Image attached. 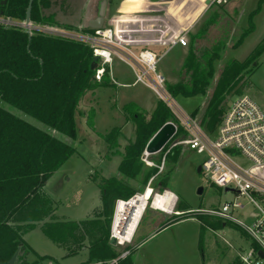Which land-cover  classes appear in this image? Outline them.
<instances>
[{"label":"trees","instance_id":"16d2710c","mask_svg":"<svg viewBox=\"0 0 264 264\" xmlns=\"http://www.w3.org/2000/svg\"><path fill=\"white\" fill-rule=\"evenodd\" d=\"M29 1L0 0V18L13 22L11 26L0 24V264H9L18 249L20 255L16 264H41L48 259L37 256L25 242L24 235L53 213V203L43 192V187L77 153L71 142L77 138L76 114L82 100L99 88L111 85L108 72L102 82L96 80V70L91 69L95 56L90 46L50 37L34 29H31V35L27 32L23 24ZM56 1L34 0L31 23L79 31L75 28L77 23L84 26L82 32L92 31L84 23L83 14L79 21L67 25L68 10L64 5L58 6ZM263 4L264 0H261L250 14V27L235 42L233 49L241 46L255 30L253 19L261 12ZM216 16L217 13L213 14L204 29L191 37L192 46L183 64L180 82L168 84L175 98L208 95L205 110L202 113L195 110L191 115L212 137L216 136L230 100L250 88L255 71L253 64L264 54L263 40L247 60L230 61L216 77L214 63L222 56L214 52L207 58L200 49L205 47L202 41L208 39V27L215 25ZM123 114L136 126L137 140L126 148L120 173L124 178L140 180L144 191L157 173L141 161L147 144L166 123L177 126L174 139L183 129L169 108L160 102L151 115L135 103L124 106ZM95 115V110L91 109L87 120L93 131ZM118 132L114 129L104 138L110 148L119 147L117 137H112ZM180 149L175 151L174 161L182 159ZM143 168L145 171L140 173L139 169ZM118 184L121 185L119 181L106 180L103 185L104 208L111 216L117 201H128L136 194H121ZM160 188L161 192L167 190L165 184ZM155 192L156 186L153 194ZM70 226L50 222L43 230L52 241L62 245L66 243L65 235L66 239L70 237L67 233ZM109 242L107 237L93 244L90 259H117L119 256ZM203 243L201 235V249Z\"/></svg>","mask_w":264,"mask_h":264},{"label":"rangeland","instance_id":"374dc122","mask_svg":"<svg viewBox=\"0 0 264 264\" xmlns=\"http://www.w3.org/2000/svg\"><path fill=\"white\" fill-rule=\"evenodd\" d=\"M123 1L124 0H57L56 2L58 6L61 7V5H64L68 10L66 17L64 15L66 21H79V18L82 17L81 15L83 14L84 23L88 25L91 20L99 17L101 8L104 4L106 5V20H110V18L120 13L127 14L133 11L137 13L136 16L138 17L142 16L144 18L147 16H154L162 18L167 16L166 10H168V12L169 10L173 11L172 3L175 0H173L169 6L154 3L155 5L152 4L149 7L145 6L147 8L141 7L144 0ZM181 1L182 0H178L177 3L175 2L177 6H181L179 10H182L184 7L183 4L180 3ZM259 2H261V0H233L229 6L230 9L226 7L217 8L214 6L202 23L198 25L195 34H198L204 29L205 23L213 14H218L215 18V25L208 27V39L202 41L205 47L200 48L204 51L207 58L214 52L222 56L220 60L214 63L216 77H218L223 67L230 61L236 60L244 62L247 60L261 42H263L264 4L262 5L261 12L253 19L255 30L244 40L241 46L236 49L232 48L242 33L250 27V14L257 9ZM167 6L169 9H167ZM83 7H86L87 11L84 12ZM161 8L165 10H161ZM228 18H231L230 20L236 22L239 26L237 27L233 23L227 24V22H229L227 20ZM83 27L82 24L75 23V28L79 31H81ZM191 46V42L189 41L187 47L173 50L160 63V70L164 73L169 85L180 82L182 78V67ZM154 51L158 54H162L165 49H156ZM253 65L255 66V71L250 79V88L242 95H250L264 110V54ZM131 72L132 71L127 65L116 60L113 64V75L120 86L116 85V87L99 88L96 93L88 94L82 100L78 113L76 114L77 138L75 141L71 142L76 148L77 153L65 163L63 169L59 173L60 176L65 174L63 181H53V183L48 184L47 192H52L53 197L60 196V199L66 201L73 195L79 193V195H83L79 196V198H85L86 195H89V184L85 181L90 170H92L93 175L95 174L94 171H100L98 166L102 167L105 172L107 168L106 173L116 170V160L103 162V164L101 162V157L106 155L108 149V144L104 138L112 133L114 129H118L119 132L118 134L113 133L112 137H117V143L122 149L136 142V126L132 121H128L125 118L123 107L134 100L139 103L138 105L141 107L154 110L159 102L154 93L142 84L132 86L135 78ZM124 85L131 86L125 87ZM211 91L212 87L209 88L208 93L210 94ZM238 96L240 95L234 96L230 100V103ZM207 100L208 95L188 99L176 98V102L180 109L189 115L195 110L202 113L206 108ZM91 109H94L96 112L95 131H93L87 123L88 114ZM174 116L177 124L180 125L179 119L175 114ZM182 129L183 130L178 133L177 137L175 139L173 138L168 143L165 151L163 150L156 155L150 156H146L144 152L141 160L144 166L149 169L157 170V173L150 179L144 191H142V186H140L139 191L132 197L134 198L145 193L149 188L151 189V196L164 195L167 192L170 193V190L176 192L179 197L176 198L175 206L172 212L169 213L171 215L166 216L165 221L161 222L168 224L172 221H182L180 226L175 230V233L180 232L178 249L176 253H172L173 257L169 256L167 258L158 256L153 253V247L164 237H154L144 249L135 253L132 258L135 264H239V253L249 249L251 240L248 236L242 229L235 225L229 224L224 228L223 224L221 226V223L217 219L196 213V211L200 210L217 209L224 202L234 200L237 194L232 191L226 192L225 189H220L210 184L202 173H198L197 169L203 163L205 157L190 151L188 146L184 144V142L190 138V135L183 127ZM117 148H114V150ZM178 148H181L180 150L183 154L179 162L173 160V156L176 154L175 151ZM237 156L240 164L249 166V163L240 154H237ZM139 170L140 173L145 171L144 168ZM93 175H91V177H93ZM153 180L155 181L153 182ZM161 184L167 186V190L164 192L160 191ZM121 186L126 189L128 193H134L138 190V187L135 184L133 185V183L130 186L128 185V187L124 185ZM155 186L157 192L153 194ZM200 188L204 189L202 195L198 194ZM90 199L92 200V198ZM152 203L151 201V204H149L147 208L144 222L138 232L136 240L145 233L144 224L148 221L151 212L154 211ZM244 204L245 209L235 212L234 216L240 221L247 223L250 222L249 216L251 213L255 212L256 208L249 204L247 200H244ZM116 205L117 202L115 204L113 216L105 211L104 204L100 210V215L102 214L101 217L104 219V223L101 224L102 230L99 232L101 240L107 237L110 241L113 240L111 236L113 220L117 208ZM178 206L181 207L180 210ZM71 207H73V205H71ZM173 211L176 212V214H174ZM159 213L162 212L160 211ZM198 220L200 222L203 220V222L208 223V225L205 226L206 232L204 233L203 249L199 247L198 243L200 224L202 225L203 222L199 224L197 222ZM89 234L91 237L89 243L93 246V244L98 242L96 238L97 235L94 236L93 233ZM136 240L134 243L133 241L130 242V245L120 246L117 243L116 246L118 248L115 251L119 257L105 263L120 264L124 261L120 256H125V260L128 259L131 261V254L132 251H134Z\"/></svg>","mask_w":264,"mask_h":264},{"label":"built area","instance_id":"2783aa9c","mask_svg":"<svg viewBox=\"0 0 264 264\" xmlns=\"http://www.w3.org/2000/svg\"><path fill=\"white\" fill-rule=\"evenodd\" d=\"M232 1L202 0V5L210 9L214 6L230 5ZM172 2L170 0L159 4L166 6ZM124 14L115 15L110 20L105 19L101 29L91 32L33 24L31 29L50 37L78 41L90 46L94 56L98 57L95 75L98 82H102L108 72L111 81L120 85L113 77V64L116 60L131 69L135 78L133 85L142 84L152 91L158 102L167 106L189 133L190 138L184 144L190 151L205 157L201 164L204 178L220 189L237 194L234 200L224 202L217 209L200 210L196 213L215 217L228 225H235L248 236L251 240L249 249L239 253V264H264V257L260 255L261 252L264 255V110L250 95L238 96L230 103L216 136L207 134L192 115L180 109L176 98L168 89L167 78L160 70V63L168 53L176 47L188 46L189 29L180 30L172 27L166 19L167 16L143 18L136 16L135 11ZM166 14L168 15V12ZM147 23L158 24L161 28L155 45L165 49L162 54L149 49H136L137 47L132 44L135 41L131 39V33L138 30H131L129 25L142 26ZM0 24L13 25L10 20L1 18ZM237 154H240L249 166L240 164ZM244 200L256 208L255 212L250 214V222L247 223L234 216L235 212L245 209ZM131 201L132 199L117 201L111 237L116 239L118 244L121 243L115 237L117 209L120 203H126L128 206ZM126 221L128 217L123 220Z\"/></svg>","mask_w":264,"mask_h":264},{"label":"crops","instance_id":"0c3cea01","mask_svg":"<svg viewBox=\"0 0 264 264\" xmlns=\"http://www.w3.org/2000/svg\"><path fill=\"white\" fill-rule=\"evenodd\" d=\"M125 1L126 0H124L123 2ZM166 1H170V0H144L141 7H145V6L149 7L152 4L154 5V3L156 4V3L166 2ZM177 1L178 0H175L172 3L173 11L169 10L168 12L167 10L168 15L166 19L168 20V23L172 25V27H176L180 30L189 29V33L187 37H188V40L190 41L191 37L196 35L195 31L198 25L202 23V21L206 18V15L212 10L213 7L210 9H206L205 6L202 5V0H182L180 3L183 4L184 7L182 10H179L181 6H177L176 4ZM168 6H167V9H169ZM229 6L230 5H227L224 7L230 9ZM217 8H220V7H217ZM230 19L231 18L227 19L229 21L227 22V24L233 23L237 27L239 26L236 22H233ZM129 26L131 30H138L137 32L131 33L132 35L131 39L135 41V42H132V44L135 46V48L137 47L136 49H141V50L142 49H149V50L162 49L158 45H155L156 38H158L159 36L158 33L161 29L158 26V24L147 23V24H143L142 26L140 24H136V25L133 24ZM156 28H159V29L155 30ZM178 48H184V47L179 46V47L174 48L173 50L178 49ZM131 73L134 76V73L133 72ZM110 82H111V85L109 87H116V84H114L111 81V79H110ZM133 84L132 86H137ZM124 86L130 87L131 85H124ZM109 87H105V88H109ZM130 103H135L137 105L139 104L135 102L134 100H132V102ZM143 109L146 110L151 115L155 111L156 108H154V110H149L145 108ZM128 146H125L123 149L119 146V148L115 150L113 148H110L109 145L107 146L108 149H107L106 155H104V157L103 156L101 157V160H102L101 162L103 164V162H111L113 160H116L115 163H116L117 168L115 171L106 173L107 168L105 172L102 167L98 166L100 171H94L95 173L94 175L92 174L93 173L92 170H90L89 175L85 181L86 183L89 184V189H88L89 195L88 196L86 195L85 198H79V196H83V195H79L78 193V194L73 195L69 200L67 199L66 201H64L63 199H60V196L53 197L52 192H47L48 184L53 183V181L55 182L63 181V177L65 176V174L60 176L59 173L61 172L64 166L46 182L45 186L43 187V192L49 199H51L53 203V213L49 218H47L45 221L38 223L36 227L29 230L24 235L25 242L32 249V251L35 254H37V256L48 258V259H45L41 264H94L98 262H108L109 261V260L103 261L100 258L99 259L97 258L94 260L90 259V249L92 246L89 243L90 242L89 240L91 239L89 233H93L94 236L97 235L96 237L98 240L97 243L102 242L99 232H101L102 230L101 224L104 223L103 221L104 219H102L103 217H101L102 214L100 215L101 213L100 210L104 204L102 189H103L104 182L106 180H116L117 182L119 181L121 185H124L127 187L128 185L130 186L133 183V185L135 184L138 187L137 188L138 190H136V193L139 191V188L141 186L140 180L135 181L129 178H124L121 176V173H120V166L123 162L124 153ZM91 175H93V177H91ZM121 185L118 184V186L121 187L120 193L123 195L127 194L128 192ZM170 191H171L170 193L175 195L176 198L179 197L175 191L173 190H170ZM90 198H92V200ZM71 205H73V207H71ZM154 211L151 212V215L149 216L148 221L144 224L145 233L143 234V236H141L140 238L136 240L138 232L140 231L142 224L144 222L146 211L143 213L141 220L138 223V226L136 228V231L131 239V242L133 241V243L136 240L134 251H132V254H131L132 260L131 261L128 259L125 260L126 259L125 256L124 257L120 256V258H123L122 260H124L121 263L124 262L123 264H135L134 259L132 258L133 255L135 253H138L140 250L144 249V247H146V245H148V243L151 242V240L154 237H162V236L164 237L161 241H159L153 247L154 254L168 258L169 256L173 257V254L176 253V250L178 249V245L180 241L178 240L180 236V232L175 233V230L180 226L182 221L181 222L172 221L168 224L162 223L161 221H165V217L170 216L171 214L158 210L156 208H154ZM160 211L163 214L159 213ZM173 213L176 214V212L174 211ZM200 215L208 216L206 214H200ZM208 217H212V216H208ZM217 220L223 224L224 228L228 226V224L223 223L221 220L219 219ZM50 222H60V223L71 224L67 232L68 235H70V237L66 239L67 234L65 235L66 243L64 242V244L59 245L55 243L54 241H52L45 234L43 227L46 223H50ZM197 222L200 224L203 222V220H201V222L198 220ZM206 225H208V223L203 222L202 225L200 224L199 241H198L199 247H200L201 235H203V238H204V233L206 232V229H205ZM203 228L205 230H203ZM70 230H73V231L71 232ZM109 244L112 246L114 250H117L118 247L116 246V244L113 243L112 240L109 242ZM127 244L130 245V242H126L124 245H127ZM119 245L122 246L121 244ZM32 258L34 260L36 259V257H32Z\"/></svg>","mask_w":264,"mask_h":264},{"label":"bare ground","instance_id":"6f19581e","mask_svg":"<svg viewBox=\"0 0 264 264\" xmlns=\"http://www.w3.org/2000/svg\"><path fill=\"white\" fill-rule=\"evenodd\" d=\"M151 201L154 208L171 213L175 206L176 197L168 192L164 195L151 196V189H148L145 193L133 199L130 205L127 206L126 203H120L117 209L115 237L121 244L131 242L138 223ZM127 217L128 221L123 222L124 218Z\"/></svg>","mask_w":264,"mask_h":264},{"label":"water","instance_id":"95a60500","mask_svg":"<svg viewBox=\"0 0 264 264\" xmlns=\"http://www.w3.org/2000/svg\"><path fill=\"white\" fill-rule=\"evenodd\" d=\"M33 2L34 0L29 1V5L27 8V13H26V19L23 24V27L27 30V32L31 35V13H32V8H33ZM5 3V2H4ZM105 19H106V5L104 4L101 8V12L98 18L91 20L89 22V28L92 30L95 29H101L104 24H105ZM10 23H13L12 20H10ZM67 25H71V21H65ZM97 62H98V57L94 58V62L92 63L91 69L94 71L97 69ZM177 134V127L174 123L169 122L166 123L156 134L155 136L149 141V143L146 146L145 149V155L150 156V155H156L160 153L167 145L168 143L175 137ZM198 173H201L202 171V166L200 165L197 169ZM203 188H200L198 190V194L202 195L203 194ZM226 192H229V190H226ZM136 197L132 198L135 199ZM130 205V204H128ZM114 244H117L116 239L112 240ZM20 255V249H18L14 256L11 258L9 264H16L18 257ZM260 255L264 257L263 253L261 252Z\"/></svg>","mask_w":264,"mask_h":264}]
</instances>
